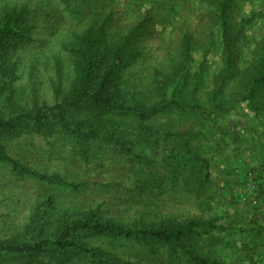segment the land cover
I'll use <instances>...</instances> for the list:
<instances>
[{
    "label": "trees",
    "instance_id": "1",
    "mask_svg": "<svg viewBox=\"0 0 264 264\" xmlns=\"http://www.w3.org/2000/svg\"><path fill=\"white\" fill-rule=\"evenodd\" d=\"M57 1L83 27L76 35V43L66 48L74 67L71 89L55 105L35 104L31 110H11L9 114L0 116V161L12 164L14 172L21 170L22 175L36 177L29 169L11 160L7 152L10 143L24 135L46 138L61 133L77 141L78 146L90 148L94 140L110 147L115 143L122 152L126 150L131 154L130 162L137 168L135 175L141 178L139 181L143 185L146 181L145 185H151L149 180L165 182L175 179L179 186L189 187L192 193L210 194V189L213 191L215 187L210 181V168L216 159L203 156L205 137H216L219 124L225 125L224 130L217 132L222 138L233 136L232 127L227 122L236 107L242 104L264 126V41L255 53L248 75L241 76L237 43L246 22L236 24L238 0H202L209 9L222 56V65L211 82L206 75L208 50L204 51L201 67L194 69L197 44L191 34H186L182 39L180 59L171 65V71L155 73V101L149 97L137 100L133 89L129 90L130 83L126 78L140 57L141 44L150 36L156 18L151 14L145 15L112 41L110 31L115 12L107 0ZM51 3L52 0L41 1L46 10ZM32 17L27 6L9 8L0 14V96L14 93L17 64L11 62V53L15 44L29 40ZM235 83L237 89L231 90ZM57 91L56 97L59 95ZM10 95L7 101H10ZM160 117L170 121V126L175 119L193 121L194 129L176 135L173 131H166L165 127L157 126L155 131L150 130L146 124ZM133 120L139 124L138 127H130ZM99 124L102 129L111 131L113 128L115 136L107 134L100 137L99 132L90 129ZM253 129L257 132L256 128ZM255 132L254 139L260 142L261 137L257 139ZM186 137H192L194 141L189 142ZM171 139L176 141L174 146L168 142ZM218 141L215 142V152L218 159L224 161L225 170L241 171L244 179L241 189L260 198V207L248 213L247 217L243 216L242 221L235 222L225 214L222 219L217 217L210 221L165 219L149 226L142 223L124 225L114 219L103 218L99 210L70 216L56 213L48 204L41 203L19 230L9 237L0 238V264H126L114 258L110 251L89 247L87 240L91 238L112 244L164 242L171 248L173 257H180L181 262L188 264H264L254 255L258 249L257 237L253 239L251 235L255 231L259 236L264 235V165L261 174L257 167L243 171L239 156L233 162L225 160L233 157L230 154L236 156L241 151L235 147L228 152L230 145L218 144ZM127 143L135 144L141 153L134 155L133 149H126ZM227 171L220 174L225 175ZM37 179L50 185L67 184L58 177L38 176ZM253 185L254 190L251 189ZM223 195L225 197V193ZM224 219L229 226L226 229L218 225ZM221 231L225 232L226 238L221 236ZM227 245H242L244 250L239 247V254L226 262L217 248ZM205 248L209 249L207 253Z\"/></svg>",
    "mask_w": 264,
    "mask_h": 264
},
{
    "label": "rangeland",
    "instance_id": "2",
    "mask_svg": "<svg viewBox=\"0 0 264 264\" xmlns=\"http://www.w3.org/2000/svg\"><path fill=\"white\" fill-rule=\"evenodd\" d=\"M41 1L0 0V14L21 6H27L33 14L29 40L15 44L12 49L11 62L17 64L15 88H12L14 93L11 95L8 92L0 96V116L9 114L11 110H31L35 104L55 105L71 89L74 67L66 48L76 43V35L83 29L82 23L71 18L59 1L52 0L49 10L42 7ZM107 4L115 12L110 31L112 41H116L145 15L151 14L156 18L150 36L141 44L140 57L129 69L126 78L130 83L129 90L133 89L137 100L149 97L155 101V73L167 74L171 71V65L180 59L182 39L186 34H191L197 44L193 68L201 67L204 51L208 50L207 80L211 82L212 76L217 74L222 65L219 38L209 9L202 0H107ZM235 20L237 25L246 22L237 43L239 72L246 77L255 60V53L264 41V0H238ZM237 87L235 83L231 90ZM56 91L59 93L57 97ZM8 95L10 101H7ZM170 123L160 117L146 125L153 131L157 126L165 127L166 131H173L175 135L192 132L195 125L190 120L175 119L173 128ZM227 125L232 127L233 136L222 138L217 132L224 130L225 125L219 124L216 137H205L203 156L215 158L216 163L210 168V181L215 185V192L211 188L210 194L203 195L190 192L189 187L184 185L179 186V181L175 179L165 182L149 180L151 185H145L148 181L143 185L139 181L141 178L135 175L137 168L130 162L131 154H127L126 150L122 152L115 143L110 147L94 140L89 148L87 145L78 146L77 141L61 133L46 138L24 135L12 141L7 152L11 160L37 176L22 175L21 170L14 172L12 164L0 161V238L9 237L19 230L41 203L48 204L50 210L56 213L70 216L99 210L103 218L114 219L124 225L142 223L149 226L165 219L176 222L193 219L210 221L217 217L222 219L225 214L235 222L242 221L243 216L255 212L260 204L252 205L249 201L254 194L245 190L237 191L231 204L223 203L220 173L225 170V165L223 160L218 159L215 142L219 140L218 144L228 143L232 147L235 145L237 150H243L246 145L257 143L253 128L257 129L255 137L258 139L260 136L264 140V126L248 113L245 104L236 107ZM131 126L138 127L139 124L133 120ZM90 129L99 132L100 137L113 135V128L111 131L102 129L101 124ZM186 138L189 142L194 141L192 137ZM168 142L172 146L174 142L176 144L175 139ZM134 145L127 143L125 147L133 149L134 155L140 154ZM38 176L58 177L67 184L50 185L39 181ZM152 185L154 187L151 188ZM218 225L222 229L228 226L225 219ZM221 236L226 238L224 231H221ZM87 243L91 248L112 252L114 258L126 264H188L181 262L180 257H173L171 248L164 242L112 244L91 238ZM240 246L227 245L217 250L229 262L232 256L239 254ZM204 250L207 253L209 249Z\"/></svg>",
    "mask_w": 264,
    "mask_h": 264
},
{
    "label": "crops",
    "instance_id": "3",
    "mask_svg": "<svg viewBox=\"0 0 264 264\" xmlns=\"http://www.w3.org/2000/svg\"><path fill=\"white\" fill-rule=\"evenodd\" d=\"M229 147H231V145ZM229 147H227V148L229 149ZM235 147L236 146L233 145L232 148H235ZM228 149H227V151H229L231 148L229 150ZM236 149H237V147H236ZM231 151H233V149ZM240 151H241V154H243V155H241L240 153H237L238 155H236V156L234 154H230V156L233 155V157H228V162H233L236 159L235 157L239 156L240 160L242 162V165L244 166V167H242L243 171L246 170L247 168L249 169V168H253V167H257L258 169H261L262 165H264V140L263 139H261L260 142H257L255 144L246 145L244 147V149L243 150L241 149ZM226 171L227 170H224L223 173H225ZM262 171H263V169L260 170V174ZM243 180H244L243 179V173L241 171H238L235 173V171H233L232 169H229L227 171V174L220 175V182H221L220 191L222 193H225V197L223 195L224 199H222L223 203L226 202L227 204L228 203L231 204L233 202L232 201L233 198H235V195L238 194L237 191L243 192V189H241ZM229 191H232L231 196L229 195ZM227 200H229V201H227ZM244 217H247V216L245 215ZM259 224L262 225L263 223H259ZM251 235H253L252 236L253 239H256V237H257V241H255V242L257 244L258 249L254 255L257 256L256 259L258 261L262 260V262H263L264 261V240H263L264 235L261 234L259 236L257 234V231H255V233L252 232ZM258 236H259V239H258ZM248 239H250V237ZM240 247H242V250H244V248H243L244 246H240ZM258 252H259V255H257Z\"/></svg>",
    "mask_w": 264,
    "mask_h": 264
},
{
    "label": "built area",
    "instance_id": "4",
    "mask_svg": "<svg viewBox=\"0 0 264 264\" xmlns=\"http://www.w3.org/2000/svg\"><path fill=\"white\" fill-rule=\"evenodd\" d=\"M252 178V176H250ZM252 180V179H251ZM253 181V180H252ZM254 184V183H253ZM253 190L255 189V185H253ZM246 201V200H245ZM252 205H257L260 202V198L258 197L257 194L253 195L252 201H249Z\"/></svg>",
    "mask_w": 264,
    "mask_h": 264
}]
</instances>
